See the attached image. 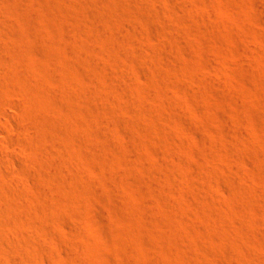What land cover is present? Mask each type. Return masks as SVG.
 Here are the masks:
<instances>
[{"label": "rangeland", "instance_id": "obj_1", "mask_svg": "<svg viewBox=\"0 0 264 264\" xmlns=\"http://www.w3.org/2000/svg\"><path fill=\"white\" fill-rule=\"evenodd\" d=\"M0 244L264 264V0H0Z\"/></svg>", "mask_w": 264, "mask_h": 264}, {"label": "bare ground", "instance_id": "obj_2", "mask_svg": "<svg viewBox=\"0 0 264 264\" xmlns=\"http://www.w3.org/2000/svg\"><path fill=\"white\" fill-rule=\"evenodd\" d=\"M75 48V47H74ZM76 50H78V46H77V48H75ZM150 52V51H149ZM171 52V51H170ZM78 53H79V57H80V59H82V60H85V54H83V52H81L80 50H78ZM172 54V53H171ZM156 56L157 55H155V53H154V51H153V53L151 52V59H152V61L154 60H156ZM8 90V89H7ZM10 92V91H9ZM8 93V92H7ZM16 94V93H15ZM17 95V94H16ZM65 95H67V94H65ZM15 97H17V96H15L14 94H12V93H8V97L7 98H14V99H16ZM6 98V97H5ZM6 98V99H7ZM18 98V97H17ZM19 99H20V97H19ZM23 99V98H22ZM17 101H19V100H17ZM22 101V100H21ZM20 101V102H21ZM24 101V100H23ZM65 105H67V104H65ZM70 104L68 103V105L66 106V108H67V111L69 112V110L71 109L70 107H71V105L69 106ZM66 110V109H65ZM71 111V110H70ZM93 121V120H92ZM94 122V121H93ZM93 124H95V123H93ZM164 149V148H163ZM165 150V149H164ZM166 152V151H165ZM50 162V161H49ZM30 239H32V238H30ZM10 241H12V240H10ZM5 242H7L8 243V241H5ZM29 242V241H28ZM25 243V242H24ZM5 245H7V244H5ZM24 245H26V244H24ZM0 246H1V244H0ZM9 248H10V250H12L11 249V247L9 246V245H7ZM16 246V245H15ZM8 247L6 248L5 246L3 247V249H7V251L5 252V250H3L2 251V253L3 252H5V254L3 253V255H1V257H3V259L6 257L5 255H6V253L8 252ZM14 247V246H13ZM21 247H22V245H21ZM14 250H15V247L13 248ZM23 249L25 250V248H24V246H23ZM2 249H0V251H1ZM19 250H21V249H19ZM11 252V251H10ZM18 252H20V251H18ZM1 253V252H0ZM23 254V253H22ZM7 257H9L8 255H7ZM6 259V258H5ZM5 259H4V261H5ZM9 260V259H8Z\"/></svg>", "mask_w": 264, "mask_h": 264}]
</instances>
